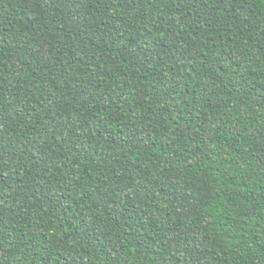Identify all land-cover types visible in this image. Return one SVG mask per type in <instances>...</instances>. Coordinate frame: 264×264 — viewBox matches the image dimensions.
Here are the masks:
<instances>
[{"label": "trees", "instance_id": "obj_1", "mask_svg": "<svg viewBox=\"0 0 264 264\" xmlns=\"http://www.w3.org/2000/svg\"><path fill=\"white\" fill-rule=\"evenodd\" d=\"M0 264H264V0H0Z\"/></svg>", "mask_w": 264, "mask_h": 264}]
</instances>
